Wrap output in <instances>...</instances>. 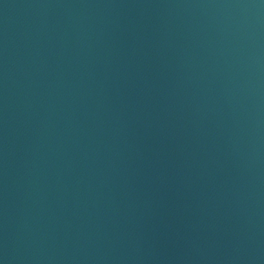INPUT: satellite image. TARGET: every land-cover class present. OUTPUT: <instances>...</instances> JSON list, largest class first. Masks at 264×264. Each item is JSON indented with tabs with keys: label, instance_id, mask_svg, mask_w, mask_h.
<instances>
[{
	"label": "water",
	"instance_id": "water-1",
	"mask_svg": "<svg viewBox=\"0 0 264 264\" xmlns=\"http://www.w3.org/2000/svg\"><path fill=\"white\" fill-rule=\"evenodd\" d=\"M0 264H264V0H0Z\"/></svg>",
	"mask_w": 264,
	"mask_h": 264
}]
</instances>
